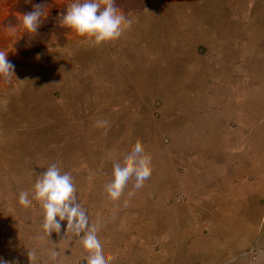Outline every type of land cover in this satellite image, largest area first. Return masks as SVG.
<instances>
[{
	"label": "rangeland",
	"instance_id": "374dc122",
	"mask_svg": "<svg viewBox=\"0 0 264 264\" xmlns=\"http://www.w3.org/2000/svg\"><path fill=\"white\" fill-rule=\"evenodd\" d=\"M31 1L28 6L25 0H0V51L8 52L7 59L15 66L13 76L0 75V259L7 264H87L90 253L84 250L82 237L95 227L108 264H264V111L253 120L246 117L247 136L251 135L247 149L235 152L226 144L230 136L223 137L218 127L220 143L207 139L210 121L200 117L215 113L214 107H192L193 147L200 150L189 148L184 162L186 151L180 146L190 139L181 137V125L175 122L189 106L184 101L195 87L213 85L211 73L175 71L172 60L158 58L162 51L153 48L150 36L151 49L135 45L133 58L124 45H112L117 39L96 44L77 36L60 24L74 0ZM114 2L131 21L122 31L124 37L148 19L159 25L171 20L180 25L184 18L202 24L200 33H195L198 41L191 38L195 42L188 47L196 58L208 52L204 39L208 19L217 25L239 23L245 42L247 28L254 25L251 9L256 3L264 5V0H247L245 8L250 11L245 17L244 10L239 22V7L233 1L228 9L202 7V0ZM164 3L173 7V13L159 19L157 8ZM34 4H45L47 16L41 17L36 34L21 25V14ZM229 10L231 18H222ZM263 24L257 36L264 44ZM29 41L44 45L28 52L21 43ZM228 46L235 47L232 39ZM123 53L126 58L119 59ZM255 59L260 69L254 70L258 62L248 70L233 66L229 78L217 84L226 92L217 101L218 109L228 106L230 112L223 130L237 126L234 103L257 94L264 84V51ZM223 60L232 64L227 56ZM124 67L132 71H120ZM204 94L207 101L210 94ZM101 120L106 123L97 126ZM137 141L150 157V177L140 188L132 177L120 197L112 200L106 186L113 166ZM217 149L223 157L215 155ZM222 160L226 165L218 164ZM243 162L247 171L235 173L240 176L233 177V171L226 169ZM52 164L72 178L75 203L88 221L79 233L63 221L64 230L48 236L42 205L32 199L37 177ZM21 192L29 193L30 206L19 203ZM201 248L207 251L203 256ZM29 253L35 254L34 260Z\"/></svg>",
	"mask_w": 264,
	"mask_h": 264
},
{
	"label": "crops",
	"instance_id": "0c3cea01",
	"mask_svg": "<svg viewBox=\"0 0 264 264\" xmlns=\"http://www.w3.org/2000/svg\"><path fill=\"white\" fill-rule=\"evenodd\" d=\"M204 4H202V7H208V8H215L219 7L222 9H228L227 5L230 2H234L235 5H238L239 9L236 10L238 13L237 20L240 22L241 19V13L246 11L244 16L249 13V8H245V5L247 3V0H202ZM165 5V6H163ZM159 4L157 8V16L160 19L163 15H172L173 13V7L169 5L168 3L164 4ZM163 6V7H162ZM201 6L199 8H202ZM117 9H119L117 7ZM121 11V9H119ZM175 12V16L177 14ZM229 14L227 15V13ZM228 12H224V15H222V18L224 16H229L231 18L230 12H233L229 10ZM252 15L250 17L254 20V25L252 28H247V34H248V39L244 42L240 37V35L245 32V29L240 26L239 23L235 25L229 24L227 21L226 22H220V24H216L210 21L209 19L206 21V29L208 32V35L204 38L207 40L208 43V52L205 57L201 58H196L195 55L192 53H189L188 47L190 45L194 44V40L191 38H199V35H195V33H200L199 29V23H194V22H189V20H185L184 18L183 22L176 23L175 20H171L172 23L170 24H156L153 21H150L149 19L135 28L132 29V31L126 32L128 35L124 37L125 32H122L121 35L118 39V41H121L119 43L114 42L112 45L116 44H121L125 46L126 52L130 58L134 57V51H135V45H142L146 44L147 49L150 50L151 46L147 45V40L150 37V44L154 45V49L161 50L162 52H159L160 54L158 55V58L166 59V60H172L174 63V70L175 71H207L208 73H211L213 76V85L210 86L209 88H205L203 86H197L193 89L192 96L190 99H186L184 102L188 103V107L185 108L182 113H180L181 118L176 119V125H181V137H187L190 140L185 142L183 145H181V149L186 151L184 152V157L185 159L183 160L186 162V158L188 157V149L193 147V141H195L196 138L191 136V133L195 131L196 128L190 126L189 122V116L191 115L192 112V107L197 105V109L201 108L203 105H208L210 104L211 107H214L215 113L213 112L212 115H207L204 113L201 115L200 118L204 122L211 121L207 123V139L210 140H215L219 142V136L217 135V128H219L220 132H223V137L230 136L229 140H227V143L229 146L234 147V150H241V149H247V137H250L251 135L248 134L247 136V131H248V126H247V119L246 117H251V119H255L256 116L259 115V111L263 112L264 111V84L262 85L261 89L257 94H252L249 93L245 96L244 100L242 102H237L235 104V109L233 110L235 116H238V120L236 122V128H229V129H221V128H226L222 127L221 125L223 124V121L226 120V114L230 115V112L228 111L227 107L221 105L222 107H219L218 109V104L217 101H221V98L224 97L226 92L223 90V88H219L217 84L220 82H223L224 80H227L229 78V70H232L233 66L234 69H239V70H248V65H251L252 62H258L256 57V53H261L264 51V44L260 42V38L257 36L258 32L260 30V26L263 24L262 21H264V5L262 3H256L254 7L251 9ZM162 15H161V14ZM180 14H178L179 16ZM181 16V15H180ZM170 20V17L167 18V21ZM237 22V21H236ZM235 22V23H236ZM176 23V24H174ZM192 28L188 30V27ZM264 25V24H263ZM132 28V27H131ZM194 29L195 32L192 30ZM194 32V33H193ZM256 33V34H255ZM232 39V44H235V47H229L228 43ZM198 41V40H197ZM241 42H244L240 44ZM216 44V46H215ZM158 46V47H157ZM82 47V46H81ZM163 48V49H162ZM76 49V48H73ZM230 50V51H228ZM76 51V50H75ZM223 52V58L227 56L229 59L232 60V64L227 65L222 56H217L218 53ZM164 53V54H162ZM189 53V54H188ZM119 59L126 58L125 53H123ZM149 54V52H148ZM185 54V55H184ZM251 56V59L248 58V56ZM149 58V57H148ZM255 59V60H254ZM188 61L189 63L186 64L184 62ZM256 65L254 67V70H256L259 66ZM186 66V67H184ZM198 69V70H195ZM260 69V68H258ZM264 69V68H263ZM116 71H119L117 69ZM120 71H132V68L124 67ZM184 90V89H182ZM186 91V89H185ZM183 91V92H185ZM204 91L209 92L210 97L205 99V101L202 99L205 94ZM254 92L253 90H251ZM249 96V97H248ZM249 98V99H248ZM185 99V98H184ZM230 106V104H229ZM189 108V110H188ZM218 109V110H217ZM230 109L232 107L230 106ZM260 116V115H259ZM244 117L245 119L242 120L240 118ZM180 119V120H179ZM212 123V124H211ZM205 126V127H206ZM176 129L179 131V128L176 127ZM191 130V132H189ZM211 132H213L214 136L211 137ZM215 132V133H214ZM240 133V137L238 134ZM210 134V136H209ZM235 137V139H233ZM199 139V138H198ZM225 141V139H224ZM193 148H197L198 146H195ZM200 150V149H198ZM216 156L223 157V153L221 150L217 149L215 152ZM191 161V160H190ZM220 165H226L224 160H222V163H218ZM220 167V166H219ZM218 167V168H219ZM229 171H233V177L240 176V174H235V173H241L247 171V167L245 165V162L243 164H233V166H226ZM215 168V167H214ZM187 171L188 169L185 168ZM227 171V170H226ZM221 178V176H219ZM204 238L201 239L203 241ZM201 256H203L204 252H207L204 248H201L199 251ZM228 252H226L227 254ZM228 257L230 256L227 254ZM233 255V254H232ZM218 256V255H217Z\"/></svg>",
	"mask_w": 264,
	"mask_h": 264
},
{
	"label": "clouds",
	"instance_id": "9594fccd",
	"mask_svg": "<svg viewBox=\"0 0 264 264\" xmlns=\"http://www.w3.org/2000/svg\"><path fill=\"white\" fill-rule=\"evenodd\" d=\"M45 4H34L32 10L21 14V25L28 33L36 34L43 23L41 17L47 16L44 12ZM62 27L70 29L77 36L90 38L96 44H102L118 39L125 27L131 21L115 6L114 0H74L60 22ZM8 52L0 51V75L13 76L14 65L7 59ZM106 121H98L97 126H104ZM150 157L145 154L141 142L137 141L131 152L125 158L114 164L112 180L106 186V192L112 199H118L128 181L135 177V187L140 188L143 182L150 177ZM32 199L39 201L43 208L44 224L48 236L51 233H60L64 230L63 221H67L66 228L77 233L87 228V217L84 211L75 203V187L70 174H61L56 164L50 165L40 174L34 184ZM19 203L28 207L32 200L28 192L19 194ZM95 227L88 229L82 237L83 248L90 253L87 264H108L102 254V245L97 237ZM29 257L35 259L34 253ZM53 256L57 253L53 252ZM0 264H7L0 259Z\"/></svg>",
	"mask_w": 264,
	"mask_h": 264
},
{
	"label": "trees",
	"instance_id": "16d2710c",
	"mask_svg": "<svg viewBox=\"0 0 264 264\" xmlns=\"http://www.w3.org/2000/svg\"><path fill=\"white\" fill-rule=\"evenodd\" d=\"M33 2L31 0H25V4H27L28 6H30ZM26 44V47L23 48L25 51H36L37 49H39L40 47H42L44 45V43H40L37 41H29L27 43H21V45Z\"/></svg>",
	"mask_w": 264,
	"mask_h": 264
},
{
	"label": "bare ground",
	"instance_id": "6f19581e",
	"mask_svg": "<svg viewBox=\"0 0 264 264\" xmlns=\"http://www.w3.org/2000/svg\"><path fill=\"white\" fill-rule=\"evenodd\" d=\"M211 122V121H210Z\"/></svg>",
	"mask_w": 264,
	"mask_h": 264
}]
</instances>
